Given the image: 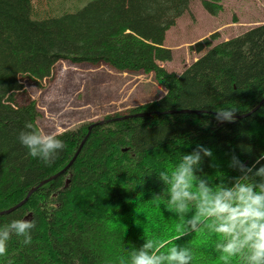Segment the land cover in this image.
<instances>
[{
  "label": "trees",
  "instance_id": "1",
  "mask_svg": "<svg viewBox=\"0 0 264 264\" xmlns=\"http://www.w3.org/2000/svg\"><path fill=\"white\" fill-rule=\"evenodd\" d=\"M68 1H59L61 14L37 19L44 0H0V226L36 222L31 244L13 234L0 264H131L149 240L159 255L188 249L190 264H247V250L232 256L218 247L230 238L214 231L215 218L192 229L195 202L184 214L168 210L160 174L171 179L184 155L200 152L194 185L215 194L238 182L264 184L257 175L264 168V23L217 44L197 42L205 52L176 73L159 62L172 60L166 34L193 0H78L86 3L75 10ZM201 2L212 15L223 10L221 0ZM62 60L153 73L166 92L57 133L66 147L46 164L18 139L26 122L38 126L40 113L16 94L21 76L43 80ZM229 107L239 110L235 122L217 121L215 111Z\"/></svg>",
  "mask_w": 264,
  "mask_h": 264
},
{
  "label": "rangeland",
  "instance_id": "2",
  "mask_svg": "<svg viewBox=\"0 0 264 264\" xmlns=\"http://www.w3.org/2000/svg\"><path fill=\"white\" fill-rule=\"evenodd\" d=\"M44 1L35 18L61 14L60 0ZM85 3L70 0L66 7L75 10L73 6ZM221 4L223 10L212 15L201 0H193L189 10L166 34L164 46L172 50V60L159 64L180 73L205 52L195 50L197 42L210 38L217 44L264 23V0H221ZM21 82L23 89L16 94L17 102L34 100L40 113L38 127L55 133L125 113L166 92L153 73L121 72L107 64H75L68 60L59 61L48 78L37 80L24 75ZM118 222L122 228L129 225L124 218Z\"/></svg>",
  "mask_w": 264,
  "mask_h": 264
},
{
  "label": "clouds",
  "instance_id": "3",
  "mask_svg": "<svg viewBox=\"0 0 264 264\" xmlns=\"http://www.w3.org/2000/svg\"><path fill=\"white\" fill-rule=\"evenodd\" d=\"M239 110L235 107L215 111L219 122L234 123ZM24 131L19 134L20 143L28 149V154L50 164L57 153L66 147L65 142L55 132H46L32 122H26ZM205 156L212 151L202 149ZM201 161L200 152L184 155L182 162L173 172L171 179L161 173V179L169 184V211L180 214L190 211L195 202L196 213L188 223L193 230L205 218H215L214 231L229 237L227 243L218 246L224 253L236 256L247 250V264H264V184L238 182L231 190L211 192L203 182L194 185L193 165ZM257 175L264 176V168ZM196 191H193V188ZM36 227L35 219H15L0 226V256H6L7 244L12 235L24 238V244H31V230ZM179 239V237H177ZM149 240L142 249L132 254L131 264H190L192 259L188 249L171 248L167 255L157 254Z\"/></svg>",
  "mask_w": 264,
  "mask_h": 264
},
{
  "label": "water",
  "instance_id": "4",
  "mask_svg": "<svg viewBox=\"0 0 264 264\" xmlns=\"http://www.w3.org/2000/svg\"><path fill=\"white\" fill-rule=\"evenodd\" d=\"M263 101H264V99H263ZM263 101H262V102H263ZM139 115L142 116V115H147V114H146V113H142V114H139ZM91 128H92V126L89 127V131H88L87 136L89 135V133H90V131H91ZM86 138H87V137H86ZM86 138L83 140L82 144L85 142ZM81 146H82V145H81ZM79 151H80V148H79V150L77 151V153H76V155L74 156V158H73V159L71 160V162L69 163V165L66 167V169H67V168H68V167L74 162V160H75V158H76V156H77V154H78ZM55 176H56V175H54L53 177H51V178H49V179L43 181V183H46V182H48L49 180L55 178ZM33 191H34V190H31V191L28 193L27 197H26L23 201H21L18 205L14 206L13 208L8 209V210L5 211V212H9V211H11V210L17 208L18 206L24 204V203L27 201V199L29 198V196L32 194Z\"/></svg>",
  "mask_w": 264,
  "mask_h": 264
}]
</instances>
